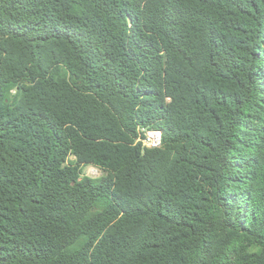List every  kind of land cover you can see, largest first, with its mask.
<instances>
[{"label":"trees","instance_id":"obj_1","mask_svg":"<svg viewBox=\"0 0 264 264\" xmlns=\"http://www.w3.org/2000/svg\"><path fill=\"white\" fill-rule=\"evenodd\" d=\"M0 264H264V0H0Z\"/></svg>","mask_w":264,"mask_h":264},{"label":"built area","instance_id":"obj_2","mask_svg":"<svg viewBox=\"0 0 264 264\" xmlns=\"http://www.w3.org/2000/svg\"><path fill=\"white\" fill-rule=\"evenodd\" d=\"M136 142H141L143 148L159 147L161 145V131L139 127Z\"/></svg>","mask_w":264,"mask_h":264},{"label":"rangeland","instance_id":"obj_3","mask_svg":"<svg viewBox=\"0 0 264 264\" xmlns=\"http://www.w3.org/2000/svg\"><path fill=\"white\" fill-rule=\"evenodd\" d=\"M75 162V157L74 156H69L67 163H74ZM80 172H81V176H88V177H92V178H98L102 175L106 174V171L97 165L94 164H82L79 166Z\"/></svg>","mask_w":264,"mask_h":264}]
</instances>
